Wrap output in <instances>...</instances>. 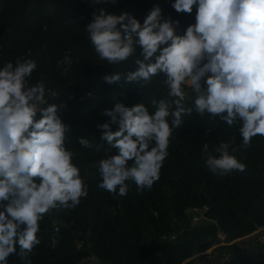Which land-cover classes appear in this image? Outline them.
<instances>
[{"label": "trees", "instance_id": "16d2710c", "mask_svg": "<svg viewBox=\"0 0 264 264\" xmlns=\"http://www.w3.org/2000/svg\"><path fill=\"white\" fill-rule=\"evenodd\" d=\"M173 3L0 0V68L16 59L36 60L29 83L43 82L47 104L65 105L60 116L70 127L66 147L76 153L74 163L88 185V196L77 207L53 210L39 222L40 244L29 256L32 264H197L195 259L199 264H264V241L259 239L264 232V137H253L250 147L233 153L246 165L244 172L218 177L207 168L203 153L205 143L214 155L221 141L238 147L242 143L239 125L230 127L219 117L193 111L173 130L168 157L150 190L138 191L129 180L127 194L113 197L98 186L96 163L106 152H116L101 140L102 130L97 128L110 120L104 110L117 102L129 107L143 103L152 113L153 99L172 98L163 74L144 87L124 79L107 83L106 75L134 71L135 59H142L141 50L137 47L136 55L127 61L109 65L91 46L87 23L93 12L104 7L116 15L128 12L142 24L150 10L159 6L164 18L179 21L176 32L182 35L195 23L197 7L190 14L178 13ZM193 100H185V106L193 107ZM111 127L118 130V125ZM79 137L94 147H82ZM193 207H208L198 226L191 224L188 213ZM220 234L226 236L224 241ZM53 236L58 238L55 249ZM215 246L216 255L208 258ZM8 264L24 262L13 254Z\"/></svg>", "mask_w": 264, "mask_h": 264}, {"label": "clouds", "instance_id": "9594fccd", "mask_svg": "<svg viewBox=\"0 0 264 264\" xmlns=\"http://www.w3.org/2000/svg\"><path fill=\"white\" fill-rule=\"evenodd\" d=\"M194 5L195 23L182 35L176 32L179 21L164 18L159 6L142 24L128 12L116 15L104 7L87 23L91 46L109 65L141 50L134 71L106 75L107 83L124 79L144 87L163 74L172 98L153 99L152 113L143 103L129 107L117 102L104 110L110 120L97 128L116 152H106L95 167L99 188L113 197L127 194L129 180L138 191L152 188L168 157L173 130L193 111L219 117L230 127L239 125L238 147L221 141L214 155L203 145L205 164L218 177L244 172L246 165L233 153L250 147L253 137H264V0H174L172 8L190 14ZM36 68L34 59H16L0 68V264H8L13 254L32 264L29 256L40 244L39 222L53 210L74 209L88 196L74 163L76 153L66 147L70 127L60 116L65 105L47 104L43 82L29 83ZM189 91L193 107L185 106ZM113 124L118 130H112ZM77 143L94 147L85 137ZM57 243L53 236L51 247Z\"/></svg>", "mask_w": 264, "mask_h": 264}, {"label": "built area", "instance_id": "2783aa9c", "mask_svg": "<svg viewBox=\"0 0 264 264\" xmlns=\"http://www.w3.org/2000/svg\"><path fill=\"white\" fill-rule=\"evenodd\" d=\"M208 211V207L199 208V207H193L188 210V213L191 217V224L193 226H198L201 224L205 219V214ZM261 231V230H260ZM260 231L256 232L259 233ZM262 236L259 238L261 241H264V232L261 231ZM223 237L225 239V235L220 234V237Z\"/></svg>", "mask_w": 264, "mask_h": 264}, {"label": "rangeland", "instance_id": "374dc122", "mask_svg": "<svg viewBox=\"0 0 264 264\" xmlns=\"http://www.w3.org/2000/svg\"><path fill=\"white\" fill-rule=\"evenodd\" d=\"M189 98H194V94H192L190 91L188 92V95L186 97V100L189 99ZM47 99V94L45 95V100ZM43 105H41L42 107ZM221 241H224V238L221 236L220 237ZM224 243L222 242V244H220L219 246L223 245ZM215 249H216V246L213 247L208 253L207 255L209 256L208 258H211V257H214L216 254H215ZM195 262L197 264H199V260L198 259H195Z\"/></svg>", "mask_w": 264, "mask_h": 264}]
</instances>
